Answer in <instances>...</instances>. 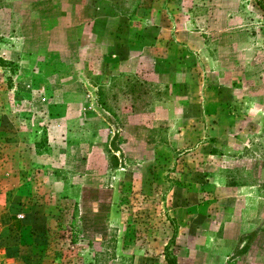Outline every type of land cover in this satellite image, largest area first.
Returning a JSON list of instances; mask_svg holds the SVG:
<instances>
[{
    "label": "rangeland",
    "instance_id": "rangeland-1",
    "mask_svg": "<svg viewBox=\"0 0 264 264\" xmlns=\"http://www.w3.org/2000/svg\"><path fill=\"white\" fill-rule=\"evenodd\" d=\"M257 2L0 0V264H264ZM110 3L126 73L64 33L115 26L89 11Z\"/></svg>",
    "mask_w": 264,
    "mask_h": 264
},
{
    "label": "crops",
    "instance_id": "crops-1",
    "mask_svg": "<svg viewBox=\"0 0 264 264\" xmlns=\"http://www.w3.org/2000/svg\"><path fill=\"white\" fill-rule=\"evenodd\" d=\"M143 1L145 0H139V3L136 6L134 12L132 11V14H137L138 16L141 17L146 14H148V16H153L154 13H158L159 3L162 0H149L148 5L145 2L142 4ZM146 6H148L147 10L145 9ZM89 11L93 14L92 19L94 22L98 23V20H101L100 18L103 15L109 14L110 15L109 18L112 17L116 25L115 26H100L96 28V26H94L92 22L91 26H89L88 28L82 27L81 29L80 27H76L73 33H72L73 30L71 28L69 30H64V33L69 34L70 39L74 40V43L75 42L77 43L76 47L77 48L82 47V48H85L86 50L93 49V48L99 50L100 53H102L101 55L103 56V60H105V64L109 63V65L113 66V68L116 67L114 69L115 74H119V71H123L126 73V69L129 70V66L130 67H135V66L140 67L141 66L140 62L142 61L140 58V54L142 53V50H140L141 44H139V46L137 47L134 42L131 48H128V47L126 48L127 52H126V55L124 56H119L117 52V50L125 49V47L128 46V44L126 45V42L120 41L116 36L119 32H121L120 30H118L117 32L118 17L126 16L125 12L122 11L121 8L117 6L115 7L112 3L108 5L107 12H103V11H106L103 9L102 10L96 9L95 11L94 6H92L91 4H90ZM105 13H108V14H105ZM94 14L96 15L94 16ZM98 16H100V18H97ZM126 17H129V16L127 15ZM135 26H136L135 24L131 26L132 32L138 31V33H140L141 27L137 28ZM123 30L125 31V28ZM78 32L80 33L78 36L74 34V33L78 34ZM133 34L135 35L136 33L133 32ZM137 36L140 39L143 38L139 34H137ZM136 43H137V40H136ZM158 44H161V43H159L154 37L153 41L149 43V48L156 47ZM166 44H167V40L164 41V46ZM187 44H188L187 42L185 43L182 42L181 44H179L176 41L174 43L171 41V43H168L167 53L164 54V56L155 54L156 57H150L148 62L151 65L153 64L154 67H156V65H160L166 68L168 65L172 64V58H170V54L173 55L174 53H176L174 55L177 56L178 58H175V59L183 60L182 58L183 56H181L182 54L179 52V49L183 50V47L188 48ZM111 49L116 51L115 58L113 59L106 57V55L110 52ZM178 53L179 55H177ZM152 72L155 73L153 75L160 78L159 80H164V78H162L164 75V72H158V71L155 72V70L153 69H152ZM164 81L166 82L167 80L165 79Z\"/></svg>",
    "mask_w": 264,
    "mask_h": 264
},
{
    "label": "trees",
    "instance_id": "trees-1",
    "mask_svg": "<svg viewBox=\"0 0 264 264\" xmlns=\"http://www.w3.org/2000/svg\"><path fill=\"white\" fill-rule=\"evenodd\" d=\"M260 7L264 9V0H258V2ZM112 165L113 166H117L118 165V159L116 158V156H113L112 159ZM166 262L167 264H178L176 258H174L173 256L166 254Z\"/></svg>",
    "mask_w": 264,
    "mask_h": 264
}]
</instances>
